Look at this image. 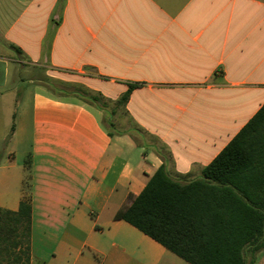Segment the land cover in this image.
<instances>
[{
	"label": "crops",
	"instance_id": "0c3cea01",
	"mask_svg": "<svg viewBox=\"0 0 264 264\" xmlns=\"http://www.w3.org/2000/svg\"><path fill=\"white\" fill-rule=\"evenodd\" d=\"M263 105L264 0H0V206L30 198V264H161L115 213L163 164L199 177Z\"/></svg>",
	"mask_w": 264,
	"mask_h": 264
},
{
	"label": "trees",
	"instance_id": "16d2710c",
	"mask_svg": "<svg viewBox=\"0 0 264 264\" xmlns=\"http://www.w3.org/2000/svg\"><path fill=\"white\" fill-rule=\"evenodd\" d=\"M136 85L131 83L117 103L124 104ZM65 91L105 111L109 104L103 95L80 87ZM14 129L15 114L8 138ZM129 198L131 203L119 208L115 218L188 263L255 264L264 249V105L199 177L177 180L163 164ZM31 223L29 197L17 210L0 206V264H30Z\"/></svg>",
	"mask_w": 264,
	"mask_h": 264
},
{
	"label": "rangeland",
	"instance_id": "374dc122",
	"mask_svg": "<svg viewBox=\"0 0 264 264\" xmlns=\"http://www.w3.org/2000/svg\"><path fill=\"white\" fill-rule=\"evenodd\" d=\"M113 103L108 104L106 111V117L108 120L105 121V123L109 126V123H112L113 125H110L109 128L113 129L114 132H118V129H121L123 126H121V117L123 116V111L120 106L115 107V111L112 112V109L114 108ZM109 113L110 116H109ZM130 125V124H128ZM161 264H190L175 253L167 250V253L163 254L162 263ZM255 264H264V249L257 253V259Z\"/></svg>",
	"mask_w": 264,
	"mask_h": 264
}]
</instances>
